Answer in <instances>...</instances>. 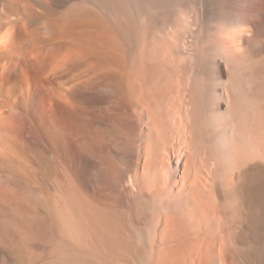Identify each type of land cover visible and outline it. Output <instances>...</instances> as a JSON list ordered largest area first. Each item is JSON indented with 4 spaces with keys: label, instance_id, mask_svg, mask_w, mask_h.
Returning <instances> with one entry per match:
<instances>
[{
    "label": "bare ground",
    "instance_id": "6f19581e",
    "mask_svg": "<svg viewBox=\"0 0 264 264\" xmlns=\"http://www.w3.org/2000/svg\"><path fill=\"white\" fill-rule=\"evenodd\" d=\"M8 26L12 41L0 49V65H8L0 74V257L232 264L242 200L249 195L255 230L264 201V170L253 162L264 159V0H0V30ZM221 109L242 112L237 125ZM103 124L127 145L103 137ZM59 147L70 153L54 154ZM63 158L115 191L126 214L60 173ZM230 169L237 178L250 173L246 192L241 183L231 190ZM25 174L43 176L46 188ZM4 221L19 236L23 227L35 251L28 258Z\"/></svg>",
    "mask_w": 264,
    "mask_h": 264
},
{
    "label": "rangeland",
    "instance_id": "374dc122",
    "mask_svg": "<svg viewBox=\"0 0 264 264\" xmlns=\"http://www.w3.org/2000/svg\"><path fill=\"white\" fill-rule=\"evenodd\" d=\"M246 66H248V65H245V68L247 69L248 67H246ZM222 106H223L222 109L225 108L224 103H223ZM222 111L225 112V109L222 110ZM240 113H242V112H238L237 113V117L235 116V118L238 119L237 122H239V120H240V115H241ZM233 118H234V115L230 114L229 113V110H228V112L227 111L225 112V119H224V116H223V120L225 122L228 121L227 123L235 122L234 121L235 118H234V120H233ZM199 121H201V120H199ZM220 122L221 121H219V120H216V122H214V124H215L214 127L215 128H218L219 127L217 130L215 129L216 132H220L221 131V130L219 131V129H220L219 123ZM237 122H235V125H237ZM202 123L200 122V124H201L202 127L201 126H200L201 128L198 127V132H200L201 130H203L204 132L203 131L202 132L205 133L206 124H204V121L203 120H202ZM220 124H222V123H220ZM101 131H102V136L105 137L106 139L109 138L110 139V142L113 145H115L117 147H122L123 144L124 145H127L126 144L128 142L127 139L125 137L119 135L117 129H115L113 126L108 125V124H103V125H101ZM227 132L228 131H226V133ZM220 133H222V132H220ZM227 134L226 135L229 136L230 132L227 133ZM120 141H122V142H120ZM56 149H54V151H53V153L56 151L54 153L56 155H64V154H67L68 155V153H70L68 151L69 149H67V148H65V149L63 148L62 149L61 147H59V149H57V150ZM119 160L120 159H118V158L117 159L116 158L113 159V163L115 162L114 163L115 164L114 167H116V169H122L123 168L122 165H124V163H120L122 161L121 160L119 161ZM59 161L60 162L58 163L57 166L59 168L62 167V169H59L60 170L59 172L60 173L66 172L67 176L69 178H71V180H74V182L76 183V185L79 186L83 192L88 193L89 195H92L95 198L98 197L97 199H99L104 204L107 203L106 205L109 204L108 206H112L113 207V205H116V206L118 205V203H119L118 201L120 200L119 199V195L115 191H113V190L103 188V185L97 187V185H95L93 182H90L87 179V177H86V175L84 173L83 167H82L81 163L78 160H76V159L73 160V158H69V159H66L65 160V158H63V159H61ZM253 162L256 163V164H258L261 170H264V159H262V158L259 157V158L255 159ZM247 166L249 167L250 166V163L248 165L246 164L245 167H247ZM118 167H120V168H118ZM230 172L234 175V177H233V179L231 181V184H230L231 190H233V188H232L233 187V184H235V183H241V188L240 189H243L246 192V189L248 190V188H247L248 184L247 183H250V181H248V179H247L248 177L250 178V176H251L250 173L247 172L250 175L248 177H247V173H246L244 176L242 175L241 177H238L237 178V174H236L235 170L232 169ZM52 175H51V178L54 179V175L53 176ZM62 175L63 174L59 175L60 177L57 176V179L60 180V178L62 177ZM31 177H30V175L27 176L25 174V175L22 176V179H24L26 181H29V182H31L32 184H34V185H36L38 187H42L44 189L46 188V184L47 183H46L45 178H43V176H39V177L38 176H35V177H33L34 181L32 180ZM261 178H262L261 179V183H263L264 182V180H263L264 179V172L262 173ZM30 179H31V181H30ZM96 179L97 180L102 179L101 175H97ZM244 185H245L246 189H245ZM91 186H93V187H91ZM249 190H250V188H249ZM263 193H264V189L262 191V194ZM263 196L264 195H262L261 197H263ZM236 199H237L236 196H234L233 192L231 191L230 197H229V202L231 201L230 202L231 203L230 206L232 208L236 207V204L238 202H240L239 199H237V202H236ZM246 199H248V200H246ZM262 199H264V198H262ZM244 200L245 201L242 200V204L244 202L245 203H244V205L241 204V206H242V208L245 211L247 210L246 211V214H245V217L246 218L244 219V221L245 220L246 221L245 222L243 221V223L241 224V226L243 227L242 228V232L243 233L241 232V234H239V237L235 240V243H232V248L237 247V248H239V250L238 251L236 250V251H233V252L231 251V253H230V256H231L230 261H232V264H241L242 262L244 264H264V209H263L264 208V201L261 200L262 204H260V206H259V217L260 218H259V221L257 223L258 224V227L256 226V230L258 228V230H257L258 233H257V232H255L256 230L254 228L255 227V223L253 222L252 217H250L251 216L250 213L252 214V210H251L252 207H249V206H252V205H251V202L249 201L250 200L249 195H247ZM111 202L113 204H111ZM248 204H249V206H248ZM116 208L118 209V212L120 213L121 216L125 215L126 212H127V208L125 206H123V205L122 206H117ZM249 208H251V209H249ZM248 215H249V217H248ZM133 220H134V223L135 224L136 223H138V224L141 223L142 224V217H139L137 220L136 219H133ZM138 220H139V222H138ZM5 222L6 221L2 222V224L3 223L4 224L3 225L1 224V227L3 228L4 233L7 235V237L11 241V243L16 247V249L18 250V252L19 253L21 252L20 253V255L22 257L21 260H24V259L28 258L27 255L32 254L35 251H34V248L32 247V245H30L29 243H27L25 241V236H24L25 235L24 234L25 232H24L23 227L21 228L22 231H21L20 236H19V234L11 227V224H9L8 222L7 223H5ZM235 255H237L239 258L238 257H235ZM8 263H10V262L7 259H5L4 257H0V264H8Z\"/></svg>",
    "mask_w": 264,
    "mask_h": 264
},
{
    "label": "clouds",
    "instance_id": "9594fccd",
    "mask_svg": "<svg viewBox=\"0 0 264 264\" xmlns=\"http://www.w3.org/2000/svg\"><path fill=\"white\" fill-rule=\"evenodd\" d=\"M5 24H8V21H4ZM13 37V30L11 26L3 28V30H0V49H7L10 45ZM8 71V65H0V74H3L4 72Z\"/></svg>",
    "mask_w": 264,
    "mask_h": 264
}]
</instances>
